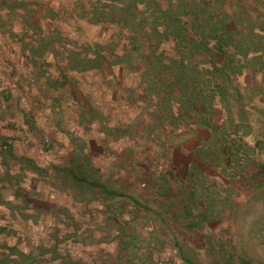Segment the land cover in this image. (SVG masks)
<instances>
[{
  "label": "crops",
  "instance_id": "crops-1",
  "mask_svg": "<svg viewBox=\"0 0 264 264\" xmlns=\"http://www.w3.org/2000/svg\"><path fill=\"white\" fill-rule=\"evenodd\" d=\"M113 3L0 0V264L208 261L210 234L185 214L178 107L154 100L167 91L144 86L136 59L113 63L112 27L117 47L97 40Z\"/></svg>",
  "mask_w": 264,
  "mask_h": 264
},
{
  "label": "rangeland",
  "instance_id": "rangeland-1",
  "mask_svg": "<svg viewBox=\"0 0 264 264\" xmlns=\"http://www.w3.org/2000/svg\"><path fill=\"white\" fill-rule=\"evenodd\" d=\"M113 1L119 14L109 16L107 38L97 40L109 45L111 33L120 40L113 63L132 57L146 68L144 86L167 91L154 100L178 107L177 128H187L192 140V151L180 158L192 171H179L190 176L189 187L194 183L189 225L210 234L205 264H264V0ZM164 2L171 4L167 12ZM91 24L86 34L102 26ZM161 32L172 38L158 40ZM104 51L111 50L96 49ZM156 52L161 64L150 60ZM169 84L180 97L168 96ZM184 104L193 110L181 114Z\"/></svg>",
  "mask_w": 264,
  "mask_h": 264
},
{
  "label": "trees",
  "instance_id": "trees-1",
  "mask_svg": "<svg viewBox=\"0 0 264 264\" xmlns=\"http://www.w3.org/2000/svg\"><path fill=\"white\" fill-rule=\"evenodd\" d=\"M162 33V32H161ZM165 34V35H164ZM172 36V33L170 32V33H168V34H166L165 32H163L162 34H159V37H158V40H164V39H166V38H172L171 37ZM157 40V41H158ZM152 43H154L155 44V42H152ZM154 44H152L151 45V47H154ZM258 45H260L259 43H258ZM160 54L161 53H154L153 55H152V60H151V62H154V61H156L155 59H157V61L159 62V64H161V56H160ZM222 55H223V59L224 60H227V57H226V55H225V53L224 52H222L221 53ZM154 58V59H153ZM251 69H246L247 70V72H250V73H258V72H260V69H261V67H260V69H258L257 67H250ZM162 69V68H161ZM165 70L163 69V72H164ZM169 86H171L170 84L168 85V88H171V87H169ZM173 88V87H172ZM189 89V91L191 92V91H193V88H192V86H190V87H182V89ZM193 107L194 106H192V110H193Z\"/></svg>",
  "mask_w": 264,
  "mask_h": 264
},
{
  "label": "built area",
  "instance_id": "built-area-1",
  "mask_svg": "<svg viewBox=\"0 0 264 264\" xmlns=\"http://www.w3.org/2000/svg\"><path fill=\"white\" fill-rule=\"evenodd\" d=\"M5 88H6V86H4V85L0 86V90H3Z\"/></svg>",
  "mask_w": 264,
  "mask_h": 264
}]
</instances>
